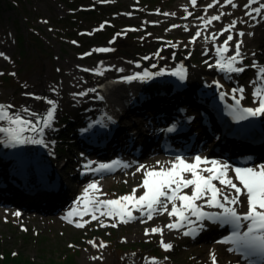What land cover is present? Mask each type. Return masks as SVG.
I'll return each mask as SVG.
<instances>
[{
	"label": "rangeland",
	"instance_id": "obj_1",
	"mask_svg": "<svg viewBox=\"0 0 264 264\" xmlns=\"http://www.w3.org/2000/svg\"><path fill=\"white\" fill-rule=\"evenodd\" d=\"M185 3V0H0V34H2V30L6 31L8 33L6 38L9 37V44H12L8 52L9 55L8 53L4 55L8 60L4 59L0 64V73L3 72V75H0V104L12 105L13 107L9 109L10 113H18L35 121L38 116L46 115L50 105L45 100L34 97H45L56 102L57 109L51 127H54L57 132L60 131L59 133L65 138L57 139V144L53 143L56 150L55 157L59 160L62 159L59 165L55 164V167L59 166L65 172L66 182L70 188L77 186L72 175L77 173L79 166L68 168L67 166L70 165L66 158L73 154L76 156L80 152L75 146L73 136V133L75 134L73 127L79 120L70 121L69 115L66 114L68 107L60 105L59 96L57 97L58 92L56 95H54L55 91L48 92L51 83H56L60 88L61 80L62 85L64 81H68L67 74L64 75V71L69 69L68 63L64 64L66 60L72 59V64L79 65L80 68L77 73L78 77L73 78V82L80 79L82 85L88 90L95 89V91L87 90L86 92H94L96 95L100 92L96 84L98 80L100 82H106V79L110 81L123 80V77L128 76V72L156 71L153 68H161L163 65V69H165L169 65L162 63L161 57L164 54L160 47L164 44L170 45L169 40H174L179 42L182 48L186 47L185 49L191 57V60L185 61L182 55L177 59L178 63H175L182 64L181 66H184L188 73L189 90L187 93L190 97L198 92L207 93L206 90L200 91L199 88L195 89L191 86L190 72L204 73L206 82L203 84L209 89L218 84L226 85L221 81L222 78L219 75L211 74L210 70L211 68L215 69L217 59L211 52L206 51V47L215 50L216 46L223 43L228 33L219 37L215 43L199 38L195 44H191L189 41L197 31L196 27L193 26L189 31L180 27L166 31L173 25L174 20L165 18L159 21L153 20L159 19L172 7L177 8L174 13L175 18L184 23L195 25L198 21L191 17L202 15L198 10L201 3L197 1L196 7L191 5L190 0ZM118 6H123L126 13L118 12ZM185 8L192 13L187 19H183L186 16ZM218 24L223 23L215 21L211 25L210 31L219 32L222 27ZM101 25H103L102 29ZM129 29H136V31ZM240 31L244 32L243 29L233 30L234 39L230 42L232 51L226 55L233 54L236 40L243 39V42L245 41L244 38L236 35ZM117 33L121 35L117 36ZM114 37V42L110 43ZM102 47L111 48L114 51L107 53L94 51ZM241 52L244 57L243 66L246 68L236 77L244 84V90L247 88L243 95L246 94V97H249L253 92L247 87L246 82L254 72L251 65L253 62L257 63V60L264 64V53L251 49V45L248 43L245 46L242 44ZM85 53H91V55H85ZM173 61L171 62L173 63ZM201 62L205 63L206 67L199 65ZM98 68L104 69L103 75H97L91 71ZM118 69H123V71H118ZM82 71L83 73H80ZM219 77L221 79H218ZM167 79L171 80L172 86L176 90L178 78L169 76ZM69 81L71 82V80ZM28 91L33 94L31 97L23 95V92ZM31 101H37L32 103L33 107L38 104L36 109L30 108ZM25 108L37 115L32 116L25 113L23 111ZM191 108L193 109L192 106ZM176 111L177 107H172L167 113V119L171 118V115ZM4 124L6 125V123L0 122V126H4ZM152 130H150L151 136ZM84 135H87V141L83 138ZM76 138L88 145L95 141L83 132L77 133ZM43 139L47 146L35 145L38 151L47 153L51 150L49 147L51 144L44 138V134ZM138 141L129 142L130 152ZM205 141L204 148L213 153L215 148L211 147L206 139ZM58 154L64 158L59 157ZM112 154L118 155L119 153L111 150L107 156ZM157 154L164 155L158 149ZM129 158L128 154L123 161H130ZM145 159V157L138 161L132 159L129 163L133 164L129 167L106 175L105 179L108 182L105 190L102 191L105 193L102 195V199H117L130 194L133 188H137L142 183L143 170L137 172L136 169L140 165L145 166ZM258 162L254 161L253 165ZM146 168L158 169L147 166ZM6 171L10 174L8 168ZM52 179V175L47 176L48 182H51ZM89 180L82 181L80 184L84 186ZM143 192L144 189L139 188L136 195H142ZM187 192L190 193L191 189ZM3 204L0 202V207ZM5 204L8 207V204L13 203ZM61 208L62 205L55 210L58 216L55 221L24 218L22 215L16 216L14 213L0 212V255L2 256L0 258L5 260L4 263L0 260V264H145V257H154L159 261V264H212L210 254L213 252L209 253V248L211 242L214 241V235L184 236L181 229L175 233L164 234L165 242L173 245V248L167 252L160 247L161 237L159 234L145 236V229L162 227L174 220V217L169 218L165 214L154 215V218L147 223H141L137 219L127 224H119L117 227H100L98 221H92L85 228L77 229L63 219L64 211ZM170 208L171 205H169ZM135 215L139 216V213L135 212ZM74 219L79 220L80 218L74 217ZM83 219L90 220V216ZM101 219L106 224L114 222L105 217H101ZM205 225L214 226L209 223ZM90 240H94L97 245L103 242L107 247H93L88 243ZM213 248L217 264H231L235 261L233 255L221 260L218 255L220 247ZM92 257H102V259H92ZM237 264L243 263L237 261Z\"/></svg>",
	"mask_w": 264,
	"mask_h": 264
},
{
	"label": "bare ground",
	"instance_id": "obj_2",
	"mask_svg": "<svg viewBox=\"0 0 264 264\" xmlns=\"http://www.w3.org/2000/svg\"><path fill=\"white\" fill-rule=\"evenodd\" d=\"M187 1L188 0H185L186 3ZM197 1L201 3L198 6V10L200 13H202L200 16H203L205 15L204 8L209 3H211L212 0ZM235 2L239 5V7L234 9L231 7V5H228L224 8H221L219 5H216L215 7L208 9L207 16L217 15L221 11L230 13V15L226 14L222 16L219 22H222L223 24L218 25L223 28L224 24H229L234 19L237 20L235 29H243L245 33V36L243 37L245 40L243 45L245 46L248 43L251 45V49L264 53V21L255 23L249 17L244 15L247 9H245L243 5L247 2V0H235ZM220 3L222 4L223 0H220ZM253 6L255 7L256 5ZM176 9L177 8L170 7L165 13H175ZM118 12L122 14L126 13L123 6H118ZM164 18L167 20H174L175 22L172 23L181 25L180 28H183L184 25H187L189 30L192 29L193 26L198 28V26L201 24V21H199L197 17H191L192 19H197L198 21L195 23V25H192L193 23H184L183 21L175 18L174 15H164V13L159 19L157 18L153 20L159 21ZM241 20L247 21V23H241ZM210 29L211 26H209L207 30L208 33H211ZM3 31L4 30H2V34H0V53H3V55L0 56V64L5 59L4 55L10 51L12 46V44H9V37L6 38L8 33ZM248 33H253V35H248ZM200 38H203V41H205L204 34H202ZM209 41L211 42V40ZM206 51L211 52L212 55L217 59L214 49L211 50V47H206ZM66 63H68L67 67L69 69L64 71V75L67 74L68 81H64V84L62 85L63 82L61 80L59 85L60 88L56 83H51L49 88L50 90L48 92H54L53 89H55L54 95H56L58 92L57 97L59 96L60 105L64 106L65 108L68 107L66 114L69 115L70 121L75 122L76 120H79L73 127L75 129H73L75 131L73 136L75 138L74 143L76 148L80 152L82 151L81 153H83V155L80 156V154H76L75 156L73 154V156L67 157L66 160L70 165L67 166L68 168L70 167V169H72L74 166H90V168H93L94 166H99L100 164H104V162L109 160V158L105 160L96 159L93 154L97 152L104 154L110 150H115L126 157L128 154L130 155V143H132L134 140L144 142V150L143 154L139 157H134L133 155L130 156V161L132 159L138 161L140 158L145 157L146 159L144 161H146L145 166L147 167H157L158 169L161 167H170V162L174 161L176 157L164 155L160 156L157 154L158 145H156L157 142L150 135V130L153 128V126L156 127L157 124L168 120L167 113L174 106L177 107L176 114H178L182 120L187 121L191 126L190 134L187 133L183 135L184 140L187 139L189 135L200 136V138L206 139L207 143L211 147H218L223 154L230 155L229 151L231 149V144H228L222 140H216L213 135L207 132L206 127L201 123V119L205 118L206 120L210 121V126L213 128L216 120L212 115L211 107L207 104V101L209 100L207 99V95H212L214 90H220V92L225 93L223 100L233 103L229 93L233 89H238L241 87L243 89L245 88L244 84L237 80L236 75L239 73L226 74L219 71L217 67H215L213 70L211 68V74L219 75L222 79L220 77L218 79H221V81L231 88H228L224 84H218L219 86L217 85L216 88L211 87V89H209L203 84V82H206V75H204V73L190 72L189 74H191L192 78L191 86L195 89L199 88L200 91H207V93H202L200 95L198 93H194V95L191 97L187 93L189 90L188 87L186 90L182 91L178 88L175 90L172 86L171 80L167 79L166 76L152 77L149 79L148 83H146L147 81L126 82L118 79L116 81H110L106 79V82H100L98 80L96 81V84L98 85V90L100 92L99 94L95 95L94 92H86L88 89L82 85V81H80V79L73 82V78L78 77L77 73L80 71L79 65L72 64V59H69L68 61L66 60L64 64ZM255 64L259 67H264V64L258 60ZM252 69L258 70V68L254 67ZM80 73H83V71ZM133 74L135 73H127L128 76ZM254 76L255 74L253 72L252 76L249 77L246 82V85L251 90V92H254L255 88L259 86L258 81L257 83H253V81H256ZM69 80H71V82ZM246 90L247 88L244 90V93ZM75 92H85L87 94L83 96H76L74 95ZM25 93L31 92H23L24 96ZM235 95L237 98H239V93H236ZM27 97H29V95H27ZM98 97H103V99H99ZM253 99L258 102L254 96ZM201 100H204V103H202ZM34 102L37 101L30 102L31 104L29 106L31 109H36L38 107V104L33 107L32 103L34 104ZM213 105L215 107H220V102L215 100ZM109 117L111 119H109ZM85 129H87V131H83ZM111 131L113 132L112 134ZM59 132H57L54 127L44 129V138H46L47 142L51 144L49 145L51 150H49L47 153L38 151L36 145L34 144H26L22 146L21 155L18 157H8L9 153L16 152V147L6 146L5 143H3L6 137L4 134H0V202H3V205H5L0 207L1 213L19 212L24 218H40L55 221L58 217L55 210L59 206L61 207V205V210L64 211L63 217L74 207H78L79 210L83 209V204L81 203L80 205H77L76 202L82 197L86 185L96 181L98 182L99 187H102V191L105 190V186L108 182V180L105 179V176L108 174L106 173L104 175L103 173L102 175L92 177V171L85 173L83 176H79L77 173H73V175L71 174L74 181H76L75 183L77 186L71 188L69 187V184L66 182L67 177L65 172L61 169V167H55V164L58 163L59 165L62 159L60 158L59 160L55 157L56 150L53 145L57 144V139L63 140L65 138V136ZM79 132L88 134L93 140L96 141V144L91 143L88 145L84 141L80 142L76 138V135ZM204 147L201 148V155L203 156L209 154L208 149H204ZM248 150L253 153L255 157H257V160H255L256 162H264V159L261 158V156L264 155V145L259 147L251 146L248 148ZM30 151H34L36 153L39 152L38 154L40 155L35 156L37 159H39L40 163L44 165V170L35 172L31 167L28 168V181L26 187H38L40 184L39 182L43 178L47 177L48 174H56L59 177L58 190L54 191L51 188H48L34 196L28 195L26 188L22 185L21 177L16 173V169L19 167L18 164L27 158L28 155H30L28 154L31 153ZM58 156L61 157L62 155L58 154ZM62 157L64 158V156ZM184 158L190 163L193 160V157H191V159L189 157ZM216 159L220 158L216 157ZM157 162H159V164ZM124 164L128 163L124 162ZM124 164H121L118 170L125 168L123 167ZM132 164L133 163H129L128 165ZM260 164L264 163L258 162L254 165L252 163L246 167H256ZM7 168L9 171H12L10 174L7 173ZM49 169H51L50 173ZM229 175L234 178L235 174L234 172L229 171ZM87 179L90 180L86 183V185L82 186L80 182ZM100 198L102 199V196ZM241 199H244V197H241ZM5 203L13 204H8V207H6L7 205ZM197 203L202 202L198 201ZM237 209H239V211L242 210L240 213H244L247 210L246 205L238 206ZM165 216L168 217L166 213ZM213 225L214 226H208L201 223L196 224L195 227L199 230L196 236H200V234L201 236H211L212 231L215 228L222 227L218 223H213ZM163 227L164 226L161 228ZM175 232L177 231H169L167 228H164V234ZM213 247H220L218 255L221 260H225L229 256L227 245L213 241L211 242L209 253H215L213 251Z\"/></svg>",
	"mask_w": 264,
	"mask_h": 264
},
{
	"label": "snow or ice",
	"instance_id": "obj_3",
	"mask_svg": "<svg viewBox=\"0 0 264 264\" xmlns=\"http://www.w3.org/2000/svg\"><path fill=\"white\" fill-rule=\"evenodd\" d=\"M190 3L193 7L197 6V0H190ZM216 5H219L221 8L228 5H231L234 9L239 7L235 0H223L222 4L220 0H212L204 8L205 15L197 17L201 21V24L191 37L189 43L195 44L202 34H204V40L206 42L211 40L215 43L219 37L228 33L223 43L215 48L217 57L215 67L226 74L243 73L246 68V66H243L244 57L241 52L243 39L236 40L232 55H226L232 51L230 42L234 39L232 33L236 27L237 20L234 19L229 24L224 25L219 32L208 33L207 31L214 21H220L221 17L226 14L230 15V13L221 11L217 15L207 16L208 9ZM253 5L256 6L254 7ZM243 7L247 9L244 15L252 21L259 23L261 20H264V0H247ZM184 11L186 12V16L183 19H187L188 16L192 15L191 12H188L187 8ZM164 15L175 14L164 13ZM240 22L247 23L244 20ZM178 27H181V25L173 24L166 31ZM102 28L103 25H101ZM183 28L185 31H189L187 25H184ZM129 30L136 31V29ZM119 35L121 34L117 33V36ZM236 35L243 38L245 33L240 31ZM248 35H253V33H248ZM114 40L115 37L110 43L114 42ZM73 43L76 42L73 41ZM168 43L171 47L177 46L171 42ZM94 51L107 53L114 51V49L102 47ZM2 55L3 53H0V56ZM85 55L90 56L91 53H85ZM253 55L255 54L253 53ZM209 67H212V65H209ZM251 67L258 68L256 81H253V83H257L258 81L259 86L255 88L253 96L258 100L259 106L255 108L241 107V100L244 98V89L242 87L233 89L235 103L234 105L228 106V114L237 122L247 120L249 117L264 116V67L257 66L255 62H253ZM83 70L90 71L89 69ZM91 71H94L97 75H103L104 69L98 68ZM118 71H123V69H118ZM0 75H3V73H0ZM12 75H15V73H12ZM162 75H165L163 70L157 73L144 71L143 73L125 76L122 79L126 82L147 81L153 76ZM170 75L177 77L180 81H184L187 77L186 70L183 66L172 71ZM88 91H95V89H89ZM236 93H239V98L235 95ZM86 94L85 92H81L74 95L83 96ZM25 95L31 96L33 94L25 93ZM224 96L225 93L221 92V100L224 99ZM34 98L45 100L50 105L46 115L43 117L38 116L35 121L27 119L18 113H10L9 109L13 107L12 105L0 104V122L7 124V126H0V134H4L6 137L3 141L6 146L16 147L24 144H41L47 146L43 139L44 129L51 128L57 104L55 101L45 97ZM98 98L103 99V97ZM23 111L32 116L37 115L27 108L23 109ZM109 119L111 118L109 117ZM175 130V126L167 129L168 132ZM83 131H87V129ZM25 133H32V135H25ZM118 163L120 162L100 164L97 168L92 169V171L98 173L111 171L114 165ZM157 163L159 164V162ZM129 166L128 164L123 165L125 168ZM142 170V183L137 188H133L130 194L120 196L117 199H101L100 197L105 195V193L102 192L98 182L93 181L88 184L82 197L76 202L77 205L82 203L83 209L79 210L78 207H74L63 219L77 229L85 228L92 221H98L100 227H117L119 224H127L137 219L141 223H147L154 218V215H164L166 213L169 218L174 217L175 219L164 225L163 228L153 227L151 229H145L144 233L145 236L159 234L161 237L160 247L166 252L170 251L173 245L165 242L164 228H167L169 231H178L188 225L189 230L184 231L183 235L193 236L195 235V229L190 227L193 223L191 218L195 217L197 221L209 220L221 226L229 225L231 227V235L218 241L220 244L232 245L233 247L227 249L229 252L240 253L248 260L249 264H264V164L256 167L231 168L227 163L209 160L199 155L195 156L191 163L184 157L177 155L175 160L170 162V167L152 169L140 165L136 169L137 172ZM229 171L234 172V178L229 175ZM139 188H143L144 192L142 195L137 196L136 193ZM186 189H191L190 194L185 191ZM241 197H244V199H241ZM198 201L202 203H197ZM169 205H171L170 209ZM245 205L247 208L246 212L239 213L237 207ZM205 207L219 209L220 211L207 212L204 210ZM134 212H138L139 216L134 215ZM14 215L19 216L20 213L16 212ZM86 215H90V220L83 219ZM74 217H79L80 219L75 220ZM101 217L109 218L114 222L106 224ZM242 228H246V230L242 232ZM88 243L96 248L107 247L103 242L97 245L94 240H90ZM69 247H72V245H69ZM210 255L212 264H217L215 253H211ZM92 259H102V257H92ZM144 259L145 264H159V261L154 257H145Z\"/></svg>",
	"mask_w": 264,
	"mask_h": 264
},
{
	"label": "water",
	"instance_id": "obj_4",
	"mask_svg": "<svg viewBox=\"0 0 264 264\" xmlns=\"http://www.w3.org/2000/svg\"><path fill=\"white\" fill-rule=\"evenodd\" d=\"M169 42H171L172 44H176L177 46L176 47H171V45H165V44L162 45V47H160V48L162 49V52L164 54V56L161 57L163 59V62L159 60V62H162V63L167 64L169 66H167L165 69H163V67H164V65H163L161 68H158V67L153 68L156 71L150 70L148 72H150V73H157V72L163 70L165 72V75H162V76L169 77V76H172V75H170V73L172 71L178 69L177 67H181L182 64H175V63H178L177 59L180 56L183 55L185 61L191 60V57H190L189 52L185 49L186 47H183L182 48L181 45H180V43L177 42V41H174V40H172V41L169 40ZM172 60H174L173 63L171 62ZM199 65H203L202 67H206V66H204L205 63H203V62H201ZM153 77H159V76H153ZM26 135H32V133H26Z\"/></svg>",
	"mask_w": 264,
	"mask_h": 264
},
{
	"label": "trees",
	"instance_id": "obj_5",
	"mask_svg": "<svg viewBox=\"0 0 264 264\" xmlns=\"http://www.w3.org/2000/svg\"><path fill=\"white\" fill-rule=\"evenodd\" d=\"M0 257H2V256L0 255ZM0 260H1V258H0ZM1 262H3V263H4V262H5V260H4V261H3V260H1ZM1 262H0V263H1ZM5 264H8V263H5Z\"/></svg>",
	"mask_w": 264,
	"mask_h": 264
}]
</instances>
